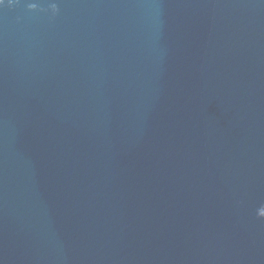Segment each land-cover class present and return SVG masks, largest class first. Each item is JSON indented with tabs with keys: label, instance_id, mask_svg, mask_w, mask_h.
<instances>
[{
	"label": "water",
	"instance_id": "obj_1",
	"mask_svg": "<svg viewBox=\"0 0 264 264\" xmlns=\"http://www.w3.org/2000/svg\"><path fill=\"white\" fill-rule=\"evenodd\" d=\"M0 264H264V0H0Z\"/></svg>",
	"mask_w": 264,
	"mask_h": 264
}]
</instances>
